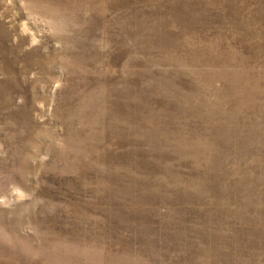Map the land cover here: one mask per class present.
<instances>
[{"label":"rangeland","instance_id":"1","mask_svg":"<svg viewBox=\"0 0 264 264\" xmlns=\"http://www.w3.org/2000/svg\"><path fill=\"white\" fill-rule=\"evenodd\" d=\"M0 264H264V0H0Z\"/></svg>","mask_w":264,"mask_h":264}]
</instances>
